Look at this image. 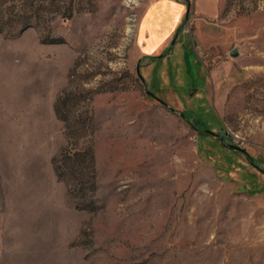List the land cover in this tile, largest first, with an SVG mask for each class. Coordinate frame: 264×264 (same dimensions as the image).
<instances>
[{
	"label": "rangeland",
	"instance_id": "1",
	"mask_svg": "<svg viewBox=\"0 0 264 264\" xmlns=\"http://www.w3.org/2000/svg\"><path fill=\"white\" fill-rule=\"evenodd\" d=\"M189 1L0 0V264H264V0Z\"/></svg>",
	"mask_w": 264,
	"mask_h": 264
},
{
	"label": "crops",
	"instance_id": "2",
	"mask_svg": "<svg viewBox=\"0 0 264 264\" xmlns=\"http://www.w3.org/2000/svg\"><path fill=\"white\" fill-rule=\"evenodd\" d=\"M195 1L196 4L198 3L201 5H206L207 14H214L217 5L216 0ZM186 6L187 4L184 2H179L176 0H150L143 14L144 16L149 7H151L148 18L145 21V25L143 27L144 31L147 32H144L142 36L140 35L139 39L142 40V43L147 44V51L143 52L140 49L141 53L147 54L150 57L159 50L163 42L169 37L172 31L175 28H178L177 26L180 20L184 19L186 14Z\"/></svg>",
	"mask_w": 264,
	"mask_h": 264
},
{
	"label": "water",
	"instance_id": "3",
	"mask_svg": "<svg viewBox=\"0 0 264 264\" xmlns=\"http://www.w3.org/2000/svg\"><path fill=\"white\" fill-rule=\"evenodd\" d=\"M189 10H190V4H187V6H186V13H187ZM231 55H232V56H236V55H237V51H236L235 49H233V50L231 51ZM160 56H161V55H158V56H156V57L158 58V57H160ZM136 71H137V75L140 77V79H141V81H142V83H143V85H144V89H145V91H146V92H149V91H148V88H147V83H146V81L143 79V77L141 76L139 66H137ZM175 112H177V111H175ZM180 115H181L182 117H184L183 113H180ZM219 141H220V143H221L222 145L228 147L229 149H235V150H238V151H240V152H242V153H245V150H244L243 148L237 146V145L226 144L225 141L223 140V138H222L221 136H219Z\"/></svg>",
	"mask_w": 264,
	"mask_h": 264
},
{
	"label": "trees",
	"instance_id": "4",
	"mask_svg": "<svg viewBox=\"0 0 264 264\" xmlns=\"http://www.w3.org/2000/svg\"><path fill=\"white\" fill-rule=\"evenodd\" d=\"M176 1H179V2H184L185 4H189V0H176ZM189 11L185 14V16H184V19H183V22L185 21V20H187V18L189 17ZM182 26H179L178 28H177V30H180V28H181ZM151 58V60H154V59H156L157 57H155V56H151L150 57ZM248 159L250 160V163L254 166V167H257L256 165H255V163H253V161H251V159H250V157H248Z\"/></svg>",
	"mask_w": 264,
	"mask_h": 264
}]
</instances>
